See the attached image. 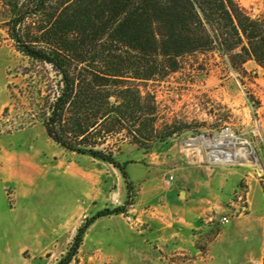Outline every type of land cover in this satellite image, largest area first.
<instances>
[{
    "label": "rangeland",
    "instance_id": "1",
    "mask_svg": "<svg viewBox=\"0 0 264 264\" xmlns=\"http://www.w3.org/2000/svg\"><path fill=\"white\" fill-rule=\"evenodd\" d=\"M238 2L264 18V0ZM6 16L0 5V264H55L85 218L123 206L127 189L111 164L48 138L43 120L58 77L15 49ZM137 84L184 127L149 152L122 145L116 156L131 160L132 204L97 218L70 264H159L158 245L170 233L186 248L169 264H261L264 69L248 60L235 72L216 52L195 53L180 57L175 72ZM231 138L246 142L248 160L213 156L231 154ZM183 199L199 215L184 218Z\"/></svg>",
    "mask_w": 264,
    "mask_h": 264
},
{
    "label": "trees",
    "instance_id": "2",
    "mask_svg": "<svg viewBox=\"0 0 264 264\" xmlns=\"http://www.w3.org/2000/svg\"><path fill=\"white\" fill-rule=\"evenodd\" d=\"M0 5L15 49L49 65L58 77L43 120L48 138L111 164L127 189L123 206L85 218L55 264L72 262L97 218L132 204L126 169L131 160L116 156L122 145L149 152L184 127L166 118L138 82L175 72L180 57L195 53L216 52L235 72L248 60L264 69V18L249 15L238 0H0Z\"/></svg>",
    "mask_w": 264,
    "mask_h": 264
},
{
    "label": "crops",
    "instance_id": "3",
    "mask_svg": "<svg viewBox=\"0 0 264 264\" xmlns=\"http://www.w3.org/2000/svg\"><path fill=\"white\" fill-rule=\"evenodd\" d=\"M2 165L3 163H0V169H2ZM181 203L183 205L181 215L184 218L196 217L197 215H199L200 212L196 210V207L194 206L193 203H191L190 199L189 200L183 199L181 200ZM234 225L233 227L238 229V223H235ZM237 229H235L236 233L238 232ZM175 235H176L175 233L168 234L164 238V241L162 242V244L158 245L159 247L162 248L163 254L160 255L161 258L159 257L157 259V263L169 264L170 256L181 255V249L186 248L183 246V244H181V236L177 234L178 236L176 237Z\"/></svg>",
    "mask_w": 264,
    "mask_h": 264
},
{
    "label": "bare ground",
    "instance_id": "4",
    "mask_svg": "<svg viewBox=\"0 0 264 264\" xmlns=\"http://www.w3.org/2000/svg\"><path fill=\"white\" fill-rule=\"evenodd\" d=\"M207 143V141H206ZM227 144L229 146H232L234 147L233 148V151L231 154H227V155H224L223 153H220V150H214L212 151L213 152V156L215 158H223L225 157V160H234V161H238V160H248V157H249V152H248V149L246 147V142L244 140H239L237 138H231L229 141H227ZM227 144H222V143H214V144H211V146H216V147H222L223 145L224 146H228ZM239 145H242V147H240L239 149H236V147Z\"/></svg>",
    "mask_w": 264,
    "mask_h": 264
},
{
    "label": "built area",
    "instance_id": "5",
    "mask_svg": "<svg viewBox=\"0 0 264 264\" xmlns=\"http://www.w3.org/2000/svg\"><path fill=\"white\" fill-rule=\"evenodd\" d=\"M172 179H173V176L169 175L166 180H165V184L166 185H170L171 182H172ZM221 223L222 224H226L229 222V217L228 216H222L221 219H220Z\"/></svg>",
    "mask_w": 264,
    "mask_h": 264
}]
</instances>
